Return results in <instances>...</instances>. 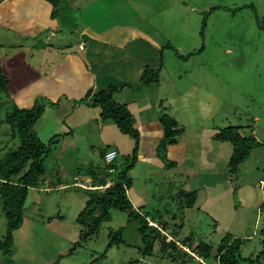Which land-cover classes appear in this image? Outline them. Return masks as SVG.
<instances>
[{
    "label": "crops",
    "instance_id": "1",
    "mask_svg": "<svg viewBox=\"0 0 264 264\" xmlns=\"http://www.w3.org/2000/svg\"><path fill=\"white\" fill-rule=\"evenodd\" d=\"M63 2L70 15L68 26L64 20L58 21L57 14L52 16V6L45 0H0V61L8 79L7 96L23 109L31 108L38 99L45 100L47 107L36 125H51L48 141L57 136L53 160L57 167L48 172L45 168L43 184L34 191L50 195L75 188L86 201L87 190H104L113 184L114 173L123 167L119 158L130 157L135 143L113 121L101 119L100 109L90 104L95 92L111 88L112 100L127 109L139 135L137 160L128 174L132 181L127 196L133 209L158 225L163 221L161 206L171 200L173 219L167 228L179 230L177 239L191 237L193 247L200 242L217 247L246 211L264 203V177L255 186L236 183L241 167L235 176L230 174L233 146L216 138L224 128L213 125L220 98L197 83L177 89L160 84L166 52L181 61L204 48L203 43L186 56L179 53L190 35L199 34L194 20L190 21L193 9L184 0ZM145 70L157 73V81L142 84ZM174 76L181 81L178 72ZM164 113L176 121L181 132L173 144L162 149L160 120ZM239 127L245 136L242 130L249 126ZM251 130L257 132L256 127ZM254 138L259 147L262 143ZM82 143H87L88 151L78 161L76 158L74 168L78 169L67 180V159L74 156L75 149L79 153ZM111 150L116 158L109 165L105 154ZM176 174L180 181L174 183L171 179ZM78 183L89 189L74 186ZM181 191L196 193L191 208H184V201L179 200ZM194 217L198 228L193 226ZM62 223L57 217L47 220V227L56 234L59 231L61 241L41 250L45 264L71 256L73 242L66 240ZM190 254L193 256L192 251ZM0 264L34 263L16 253L12 257L1 253Z\"/></svg>",
    "mask_w": 264,
    "mask_h": 264
},
{
    "label": "rangeland",
    "instance_id": "2",
    "mask_svg": "<svg viewBox=\"0 0 264 264\" xmlns=\"http://www.w3.org/2000/svg\"><path fill=\"white\" fill-rule=\"evenodd\" d=\"M184 4L193 9L189 12L190 21L194 20V26L199 34L192 36L193 38L190 35L188 41L190 44L181 46L182 50L179 53L186 56L198 50L203 43L204 48L189 60L181 61H178L171 51L166 52L164 56L166 70H162L160 74V84L163 88L167 86L177 89L197 83L221 99L222 103L216 112L213 125L221 128L249 126L244 127L242 134L246 137L254 136L262 144L254 148L234 180L238 184L250 183L256 186L264 177V0H184ZM68 13L69 11H64L62 1L58 8V21L64 20L66 23L67 18H70ZM67 23L68 26L69 22ZM177 72L182 77L181 81L174 76ZM13 105L7 93L0 91V160L8 152L16 150L19 145L18 137H12L11 128L6 122L7 114L12 111ZM255 118L258 119L256 123ZM47 123L40 122L33 127L39 140L45 144L50 138L48 126L51 125ZM254 127L257 128L255 133L251 130ZM55 144L56 141L51 145V154L45 159L47 172L57 167L53 164L57 150ZM80 146L79 153L75 149L72 151L74 156L67 159L69 164L67 168L70 170L69 173H65L67 180L72 179L73 169H78L74 166L77 165L79 157L81 159L83 153L88 151L85 149L87 143ZM171 180L175 183L180 181V177L177 180V174L175 177L172 175ZM139 183L141 184V180L137 185ZM81 193L83 192H78L75 188L56 191L50 195L31 191L25 203L23 225L19 229L21 231L14 233L12 247L14 253L25 256L34 264H45L41 259V250L61 241L59 231L56 234L47 227V220L51 216L57 217V220L63 219L62 233L66 235V240L72 241V244L80 242L81 228L76 223V217L86 203ZM169 201L168 204L165 202L161 206L160 216L166 223L173 219V215L169 213V210L172 212L173 204L171 205V200ZM263 204L254 208L252 212L246 211L243 220L236 221L230 231V236L236 234L243 241L241 246L243 260L240 264H264ZM193 220V226L198 228V220L195 217ZM6 227L0 200L1 240L5 237ZM121 228L124 244L118 248L113 247L106 254V258H101L100 255L109 242L108 234ZM171 239L172 236L168 234L166 240ZM176 243L182 252L191 255V251L181 245L180 239H176ZM140 245L135 222L128 221L125 213L111 211V219L101 226L97 237L79 246L71 256L59 259L57 264H129L130 260H133L132 264H181L179 263L181 258L177 255L175 261H171L159 243L155 244L152 255L144 258L137 249ZM193 256L196 255L193 253ZM186 264L199 263L188 261Z\"/></svg>",
    "mask_w": 264,
    "mask_h": 264
},
{
    "label": "trees",
    "instance_id": "3",
    "mask_svg": "<svg viewBox=\"0 0 264 264\" xmlns=\"http://www.w3.org/2000/svg\"><path fill=\"white\" fill-rule=\"evenodd\" d=\"M45 1L52 6V16L58 14L59 5L63 0ZM188 57L190 55L183 57V59ZM157 75V73L145 70L142 74V84L148 85L157 81ZM7 86L8 79L2 70L0 61V91L7 93ZM113 90L106 88L95 92L90 104L100 109L101 119L113 121L122 134L128 135L133 139L135 146L130 157L121 158L123 167L120 172L114 173L112 185L104 190H87L85 206L76 217V223L81 228V239L80 242L72 245L69 254H72L88 240L97 237L101 226L111 219V211H118L125 213L128 221L135 222L136 231L141 241V245L137 249L144 258L152 255L155 244L159 243L160 248L166 251L171 261H175V255H177L181 258L179 262L181 264H186L188 261H196L199 264H240L243 260L241 258L243 241L240 238L233 239L227 234L216 248L203 242L193 247L191 237L180 240L181 245L192 251L202 260L201 262L179 249L176 243L179 230H169L167 223L162 221L157 225L164 232L162 233L157 228L149 226L147 214L136 212L133 209L127 196V190L130 188L132 181L128 174L137 160L139 135L133 129V119L127 109L112 100ZM46 107L47 103L43 99H38L28 109L18 108L13 105L12 111L6 117V122L12 131V137H18L19 145L16 150L8 152L0 160V200L7 226L5 237L2 240L0 239V251L5 257L13 256L14 233L23 225L24 207L27 197L31 191L40 188L43 184L46 172L45 159L49 156L51 145L57 138V136H54L45 144L39 140L33 131L34 125L40 120ZM160 121L164 130L160 148L164 149L167 145L175 142V136L181 132V129L177 128L176 121L167 113L162 115ZM241 129L242 127L239 126H229L220 130L216 136L219 141H227L233 146V155L229 163L232 176L238 172V169L258 145L254 137L241 135ZM112 166L116 165L112 164ZM177 196L179 200L184 201V208H191L196 201L195 192L181 191ZM182 224L183 221L177 226L178 229L182 227ZM122 230L121 228L108 234L109 242L104 252L100 255L101 258H106V254L113 247L118 248L124 244L121 238ZM168 234L172 236L170 241L166 240ZM128 262L132 264L133 260Z\"/></svg>",
    "mask_w": 264,
    "mask_h": 264
},
{
    "label": "built area",
    "instance_id": "4",
    "mask_svg": "<svg viewBox=\"0 0 264 264\" xmlns=\"http://www.w3.org/2000/svg\"><path fill=\"white\" fill-rule=\"evenodd\" d=\"M80 48H82V45L80 46ZM256 142H257V141H256ZM115 158H116V152H115L114 150H111V151H109V152H107V153L105 154V161H106L107 163H112V162L115 160ZM110 172H111V170H110ZM261 185L263 186V185H264V182H261ZM74 186H78V187H81V188H84V189L86 188V186H84V185H82V184H80V183H78V184H74ZM87 189H89V188H87ZM148 224H149V226L155 227V228H157L158 230H160L162 233H164V232L162 231V229H161L160 227H158L154 222L148 220Z\"/></svg>",
    "mask_w": 264,
    "mask_h": 264
},
{
    "label": "clouds",
    "instance_id": "5",
    "mask_svg": "<svg viewBox=\"0 0 264 264\" xmlns=\"http://www.w3.org/2000/svg\"><path fill=\"white\" fill-rule=\"evenodd\" d=\"M202 262V261H201Z\"/></svg>",
    "mask_w": 264,
    "mask_h": 264
}]
</instances>
